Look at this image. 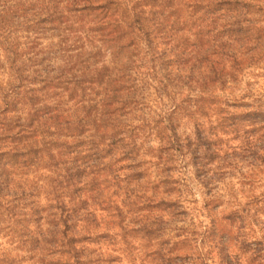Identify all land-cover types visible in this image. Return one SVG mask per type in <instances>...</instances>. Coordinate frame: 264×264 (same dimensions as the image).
I'll list each match as a JSON object with an SVG mask.
<instances>
[{"label":"trees","instance_id":"1","mask_svg":"<svg viewBox=\"0 0 264 264\" xmlns=\"http://www.w3.org/2000/svg\"><path fill=\"white\" fill-rule=\"evenodd\" d=\"M259 70L264 0H0V264H264Z\"/></svg>","mask_w":264,"mask_h":264},{"label":"rangeland","instance_id":"2","mask_svg":"<svg viewBox=\"0 0 264 264\" xmlns=\"http://www.w3.org/2000/svg\"><path fill=\"white\" fill-rule=\"evenodd\" d=\"M259 73V78H258V81H259V85L256 87V89H259V92L261 91H264V77H262V75H264V71H258Z\"/></svg>","mask_w":264,"mask_h":264}]
</instances>
